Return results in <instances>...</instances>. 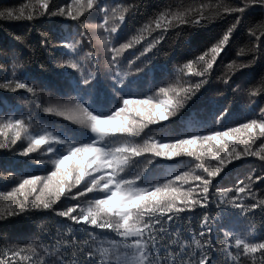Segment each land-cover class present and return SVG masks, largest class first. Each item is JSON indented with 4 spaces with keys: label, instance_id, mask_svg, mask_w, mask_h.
Segmentation results:
<instances>
[{
    "label": "snow or ice",
    "instance_id": "obj_1",
    "mask_svg": "<svg viewBox=\"0 0 264 264\" xmlns=\"http://www.w3.org/2000/svg\"><path fill=\"white\" fill-rule=\"evenodd\" d=\"M140 6L139 0L115 7L108 0H72L60 6L52 0H27L18 8L0 9V21L48 18L51 27L37 29L39 47L52 58L57 75L70 77L73 84L67 99L43 107L38 97L48 94L49 85L30 70L38 62L35 48L17 35L14 39L32 48V54L26 59L23 49L3 54L8 67L0 64V150L28 159L38 152L42 158L8 171L15 187L0 193V225L41 214L59 219L54 233L0 237L5 241L0 264H264V232L241 233L224 224L259 216L264 228V189L259 187L264 185V107L244 117L233 112L232 100L221 104L209 97L203 106L193 107L248 11L254 6L264 10V0L165 8L128 29L132 34L121 42ZM92 11H98L99 22L83 23ZM224 19L232 22L209 37L210 43L193 42ZM63 24L70 30L62 31ZM173 32L185 38L180 51L170 49L176 56L175 76L164 82L157 75L167 77L170 70L167 63L156 64L154 54ZM247 36L249 43L237 53L244 60L227 64L216 79L233 94L245 93L254 109L257 99H264V22L249 26ZM125 61L127 68L122 67ZM255 65L262 68L257 84L246 88L242 81L233 87V76ZM39 66L47 70L43 62ZM145 76L151 78L147 88ZM21 93L22 105L9 101V95ZM40 112L69 124L37 129ZM249 157L258 158V169L247 171ZM178 162L190 167L179 175L175 168L167 171ZM233 171L232 187H218L217 179ZM86 194L91 199L83 206L79 201ZM65 201L68 205L61 207ZM216 231L223 234L219 247ZM10 239L16 242L8 243Z\"/></svg>",
    "mask_w": 264,
    "mask_h": 264
},
{
    "label": "trees",
    "instance_id": "obj_2",
    "mask_svg": "<svg viewBox=\"0 0 264 264\" xmlns=\"http://www.w3.org/2000/svg\"><path fill=\"white\" fill-rule=\"evenodd\" d=\"M27 0H0V9L5 7H15L18 8L20 5L26 3ZM72 0H52V3L56 6H60L65 3H70ZM112 7H115L117 4H132L136 3L137 0H108ZM141 6L139 12H136L129 22L127 29L124 33V42L128 36L132 34V31L128 29L134 30L135 28L141 26L149 16H152L154 13L159 12L165 8H170L172 10H178L186 8L193 4H198L200 2L203 3H214L215 0H139ZM60 19V18H58ZM48 18L44 17L37 21L30 22L27 20H19V21H0V64H3L4 67H8V63L4 59L3 54L6 51L15 49L16 51H20L23 49L25 54V59L27 56L32 54V48L27 47L25 45H20L18 41L14 39V36H21L26 38V44L31 45L35 48V53L37 57V63L30 65V70L34 75L43 76L44 79L48 82L49 89H46L45 93H41L38 97V102L43 106L47 107L50 103L55 100H64L67 99L66 93L71 92L73 84L72 79L70 77H61L57 75L55 66L51 63V59L47 54L43 52V50L39 47V33L37 29L44 31L47 30L51 25L47 22ZM86 24H95L99 22V13L98 11H92L90 15H86L82 21ZM232 21L230 19L217 20L215 22V27H209L208 31H202L198 36L193 37V42L197 44H203L205 41H209V37H215L217 33H222L223 30L230 24ZM261 22H264V10H261L259 6H254L252 10L248 11L247 16L245 18V24L239 28V30L235 33L233 41L228 49V51L223 53L224 59L219 62L215 66L214 73L212 75L211 84L207 85L204 89H202L199 96L196 98L193 107H201L203 106L209 97H215L216 101L221 104L228 103L229 100L233 101V112L239 113L241 117L245 115L250 116L251 111L259 112V107H264V99H257V106L254 109L249 108L248 97L245 93H237L233 94L231 89H225L224 85L221 81H218L216 77L221 76L225 72V66L231 63L233 60L241 62L244 60V56H238V50L249 43L247 36V28L249 26H255ZM61 30H70L67 24H63L60 26ZM183 36H177L175 32L171 33L168 37L167 42H161L159 47V51L154 54V60L156 64H165L167 63L169 68V73L167 77H160L157 75V79H163L164 82L170 81L174 78L175 73L171 71L173 66L176 63V56L170 52V49H176L180 51L183 47ZM55 41H53L54 43ZM202 50V49H201ZM51 51V50H50ZM169 52V56L165 57L164 53ZM132 55H128V59H131ZM40 62H43L46 71L42 70L39 66ZM123 68H127V61H125ZM10 71V69H9ZM262 73V68L260 65H255L251 70H244L233 76V87L236 84L241 83L242 81H247L245 87L255 86L260 78ZM78 76V74H76ZM3 76V71H0V77ZM151 78L145 76L143 80V87L147 88L148 82ZM156 87L163 86L162 83H157ZM154 91V88H153ZM220 93V95H217ZM74 94V93H72ZM142 98V97H137ZM8 99L10 102H15L17 104H23V94L17 95H9ZM191 111V109H188ZM3 114V113H0ZM188 112H184V116H187ZM240 122H244L241 119ZM69 122L64 120L63 117H58L55 115H46L42 112L39 113L36 121H34V125L37 129L39 128H60L63 129L65 125H68ZM180 120L176 121V126H180ZM230 126L235 127L234 124ZM72 127H77L72 125ZM264 142V141H261ZM20 143V142H18ZM24 146H27V142H23ZM259 147V142L255 145ZM21 149L17 148L16 151L19 152ZM31 159L27 157H20L14 155L12 152L0 150V193H7L15 187V184L11 183L7 179L8 171H15L17 169H23L25 165H35L36 161L41 159L42 157L39 153H32ZM260 166V162L257 157H249L248 165L244 167L247 171L251 170V167H256L257 169ZM190 165H183L178 162L168 168L167 171H171L172 168L177 169L175 174L179 175L180 172H185L188 170ZM31 170V169H29ZM52 167L48 166L47 171H51ZM32 174L46 176L47 171H41L39 169L31 170ZM245 175L247 172L245 171ZM160 175H164L163 170ZM235 175V171L230 172L226 175H223L222 178L217 179L218 187L229 188L232 187L234 181L232 177ZM165 179H171V176H164ZM215 179V178H214ZM79 188L80 186H76ZM261 189H264V185H259ZM83 191V189H80ZM75 191V189L73 190ZM88 199H91L90 194H86L84 198H82L79 202L83 205H87ZM60 203L59 201L57 202ZM68 205V201H65L61 207H66ZM214 215L219 216L217 212H215V206H213ZM199 213L193 215L192 217V225L196 227L198 225V217ZM59 218H53L52 214H41L37 215L34 218L24 217L22 220H16L12 218L11 223L0 225V237L4 235H8L9 237L15 238L17 236L23 235L28 232H37L46 234L47 231L55 232V222ZM187 219V218H186ZM261 219L259 216L252 218L250 220H239V221H224V224L229 227H235L239 232H246L251 229L252 233H261L264 232V228L261 227ZM214 240L217 247H219L223 242V234L219 231L214 232ZM16 242L14 239H10L8 243ZM46 242V241H45ZM5 243L4 240L0 239V246Z\"/></svg>",
    "mask_w": 264,
    "mask_h": 264
}]
</instances>
